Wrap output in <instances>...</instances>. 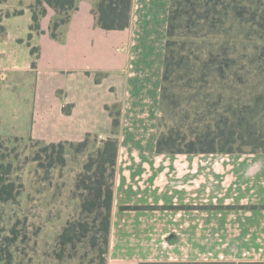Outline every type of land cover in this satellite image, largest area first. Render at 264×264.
Wrapping results in <instances>:
<instances>
[{"label":"rangeland","instance_id":"rangeland-1","mask_svg":"<svg viewBox=\"0 0 264 264\" xmlns=\"http://www.w3.org/2000/svg\"><path fill=\"white\" fill-rule=\"evenodd\" d=\"M149 1L139 12L138 39L143 52L133 63L137 77L128 83L132 93L142 100L135 107H140L139 112L132 107L125 110L127 105L132 106V101L131 97L123 95L120 104L111 107L110 114L99 108L80 119L75 112L78 130L90 129L93 135H105L110 131L111 117H116L118 126L112 127L109 136L118 137L127 131L134 136L157 138L159 134H166L172 125L167 118L158 122L164 61L162 42L170 0ZM30 5L35 13H41L42 8L35 0H6L4 3L0 0V18L14 12L23 13L3 18L0 23L5 29L4 35L0 32V68L13 65L23 68L33 62L37 67L36 73H7L6 80L0 79V179L4 185H13L14 195L11 201L0 202V264H101V242L91 246V233L73 246L64 248L58 244V236L68 222H88L90 226L95 217V214L81 213L82 201L91 198L81 197L84 192L75 185L88 157L95 156L101 146L99 139L91 136L83 146L59 143L61 148L46 149L49 144L26 138V135L31 126L34 131L40 128L43 132H50L51 127L62 128L57 107H64L71 98H77L79 92L100 103L113 99L110 94L103 96L104 89L112 86L113 75H119L110 71L121 64L126 67L123 43L126 37L104 32L102 35L93 14L95 0H79L76 10L58 14L45 7L46 13L39 17L37 32L30 31L33 26ZM64 20V24L54 27L56 22ZM262 24L259 21L253 25L250 46L264 47ZM31 49L36 54L32 55ZM97 51L102 56L96 54ZM84 63L90 66V71L85 69ZM257 80L251 75L245 76V84L237 86L242 100L253 91L251 85ZM95 81L101 88H95ZM121 91L120 88L117 93ZM135 119L137 122L133 124ZM181 139L179 137L177 142ZM60 155L63 163L59 162Z\"/></svg>","mask_w":264,"mask_h":264},{"label":"crops","instance_id":"crops-1","mask_svg":"<svg viewBox=\"0 0 264 264\" xmlns=\"http://www.w3.org/2000/svg\"><path fill=\"white\" fill-rule=\"evenodd\" d=\"M148 1L132 0L129 26L124 31L107 32L98 26L102 35L126 37V67L121 64L111 70L119 75H113L112 86L104 89L103 96L110 94L113 99L100 103L79 92L64 107H57L62 128L51 127L50 132H43L31 126L26 138L46 144H77L93 136L101 143L111 137V115V128L105 135L78 130V117L85 119L99 108L110 114L123 95L132 101L125 110L132 107L139 112L140 107H135L142 100L132 93L128 83L137 77L133 63L143 52L138 39L139 12ZM98 2L95 0L96 6ZM96 54L102 56L99 51ZM84 64L90 71V66ZM36 72V62L23 68L13 65L0 68V79L6 80L7 73ZM95 82V88H101ZM132 122L136 124L137 120ZM116 138L106 264L264 263V153L158 154L155 137L134 136L126 131Z\"/></svg>","mask_w":264,"mask_h":264},{"label":"trees","instance_id":"trees-1","mask_svg":"<svg viewBox=\"0 0 264 264\" xmlns=\"http://www.w3.org/2000/svg\"><path fill=\"white\" fill-rule=\"evenodd\" d=\"M77 1L35 0L42 10L37 14L32 5L28 7L33 24L30 31H39V17L45 15V7L56 14L70 12ZM131 3L132 0H99L93 13L97 25L107 32L124 31L129 26ZM21 14L14 12L5 17ZM259 21L264 27V0L169 1L158 122L167 118L172 125L166 134L157 136L156 153H264V47L250 46L252 27ZM65 22H56L54 27ZM0 32L4 33L2 26ZM31 54L36 52L31 49ZM249 75L258 80L242 100L236 88L245 84L244 77ZM112 126H118L116 117ZM115 135L101 141L96 155L88 157L76 181L75 188L84 192L81 197L91 198L80 206L82 214H95L90 226L88 222H68L58 236L59 246L65 248L91 233V246L101 242V264H106L110 229L117 157ZM89 137L78 144L83 146ZM179 137L182 139L177 142ZM55 147L61 148L62 144H49L46 149ZM59 162H64L61 155ZM12 190V184L4 185L0 179V202L11 201Z\"/></svg>","mask_w":264,"mask_h":264}]
</instances>
